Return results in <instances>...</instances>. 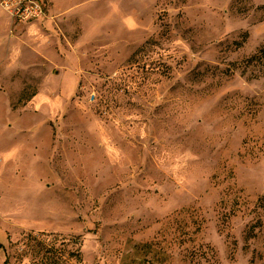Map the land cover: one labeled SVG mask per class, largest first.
Instances as JSON below:
<instances>
[{"label":"rangeland","instance_id":"374dc122","mask_svg":"<svg viewBox=\"0 0 264 264\" xmlns=\"http://www.w3.org/2000/svg\"><path fill=\"white\" fill-rule=\"evenodd\" d=\"M44 1L0 6V264H264V0Z\"/></svg>","mask_w":264,"mask_h":264},{"label":"built area","instance_id":"2783aa9c","mask_svg":"<svg viewBox=\"0 0 264 264\" xmlns=\"http://www.w3.org/2000/svg\"><path fill=\"white\" fill-rule=\"evenodd\" d=\"M0 6L17 23H32L49 18L48 5L44 0H0Z\"/></svg>","mask_w":264,"mask_h":264},{"label":"crops","instance_id":"0c3cea01","mask_svg":"<svg viewBox=\"0 0 264 264\" xmlns=\"http://www.w3.org/2000/svg\"><path fill=\"white\" fill-rule=\"evenodd\" d=\"M49 9V8H48ZM40 22V21H39ZM37 22H32V23H30V24H36ZM11 25H9V27H8V32H9V30L11 29V26H12V20H11V23H10ZM10 37L12 38V40H14V42L13 41H11V39L10 38H8V41L6 42H4L3 40H1L0 39V45H3V44H5L4 45V47H7V53L4 55V57H7V58H11L10 57V53H12V52H14V55H16V53H18L19 54V56H20V54H21V52H23V50H22V48L20 47V46H22L23 45V40H22V38H20V37H13V36H11L10 35ZM21 44V45H20ZM3 46H0V48H2ZM13 49V50H12ZM2 65H4V64H2L1 62H0V67H2ZM18 70H20V68H18V69H16L15 70V72L16 71H18ZM14 73V72H13Z\"/></svg>","mask_w":264,"mask_h":264},{"label":"trees","instance_id":"16d2710c","mask_svg":"<svg viewBox=\"0 0 264 264\" xmlns=\"http://www.w3.org/2000/svg\"><path fill=\"white\" fill-rule=\"evenodd\" d=\"M262 60H264V46L261 49H259V51L255 55L251 56L247 61L252 62V61H262Z\"/></svg>","mask_w":264,"mask_h":264}]
</instances>
